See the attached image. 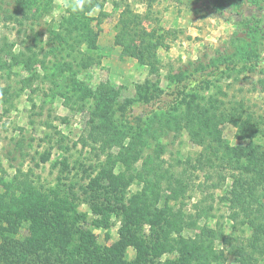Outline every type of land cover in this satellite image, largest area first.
Returning a JSON list of instances; mask_svg holds the SVG:
<instances>
[{"label": "rangeland", "instance_id": "obj_1", "mask_svg": "<svg viewBox=\"0 0 264 264\" xmlns=\"http://www.w3.org/2000/svg\"><path fill=\"white\" fill-rule=\"evenodd\" d=\"M15 1L0 0V181L11 183L16 178L41 193L57 189L73 194L71 202L85 214V227L100 244L118 241L120 221L114 218L110 229L93 225L99 217L89 210L92 197L98 195L92 180L105 163V169H110L114 162V174L132 178L128 191L136 193L144 185V169L148 166L143 159L153 152L155 143L151 141L140 158L127 167L117 165L116 160L108 161L107 154L116 156L119 152L114 135L119 133L117 127L114 134L98 136L94 142L87 140L90 125L98 126L92 115L95 99H101L93 94L96 90H113L119 104L109 109L115 121L120 119L125 127L143 125L154 112L173 110L191 97L201 104L222 99L227 107L243 101L246 111L264 119V93L257 85L262 77L259 69L237 73L231 79L220 74L229 73L223 57L236 49L238 39L255 41L264 64V0H84L83 8L77 11L89 7L85 13L88 27L80 13L72 11L75 0H39L41 16L18 25L4 19L14 12ZM62 39L71 49L70 56L59 52ZM129 39L136 49H152V65L141 64L124 53ZM61 62L67 65L58 74ZM216 62L219 73L210 72L207 68L215 69L212 64ZM199 63L208 65L205 71H193L191 64ZM180 70L186 72L181 76ZM147 83H156L159 91L151 99L139 100L136 87ZM112 119L110 114L103 118L111 128ZM212 124L222 130L229 146L246 145L245 140L236 138L237 129L231 123ZM121 126L118 128L124 129ZM128 141L123 139L124 145ZM158 142L163 146L159 166L164 174L190 176L192 183L179 202L183 203V222L192 226L171 237L188 240L200 236L202 229H222L233 240L229 246L214 243L223 256L211 264H238L229 251L234 246H246L251 229L237 224L232 229L231 205L222 200L230 179L219 189L211 186L228 172L219 169L206 177L200 170L186 169L189 162L197 167L199 155L209 153L193 143L185 129L168 130ZM259 142L264 144V138ZM165 189L163 183L160 206L169 196ZM177 203H173L175 209ZM22 234L25 236L26 230ZM258 244L263 253L255 251L251 256L257 264H264V241ZM129 255H133L131 250ZM178 257L176 251L159 250L150 264H164Z\"/></svg>", "mask_w": 264, "mask_h": 264}, {"label": "trees", "instance_id": "obj_2", "mask_svg": "<svg viewBox=\"0 0 264 264\" xmlns=\"http://www.w3.org/2000/svg\"><path fill=\"white\" fill-rule=\"evenodd\" d=\"M37 1L39 0H16L14 12L5 15L4 19L14 21L18 25L31 18L36 20L42 14L38 10ZM33 6L36 8L35 13L31 11ZM88 10L89 7L75 11L86 21V27L88 24L85 13ZM238 42L236 49L223 57L229 73L222 71L220 74L231 79V76L237 73L249 74L259 69L262 77L257 80V85L260 92L264 93V64L259 59L255 41L247 43L244 39H238ZM65 44L66 40L62 39L59 52L70 56L71 49ZM134 46L132 39H129L124 45V53L136 58L141 64L152 65V49H136ZM64 65L67 64H58V74H62ZM212 65L215 69L200 63L197 66L191 64L195 72H203L207 68L211 69L210 72L219 73V63ZM152 72L151 75L154 74ZM185 72L180 70L181 76ZM189 73H192V70H189ZM222 78L219 77V80ZM96 91L91 93L97 94L101 99H95L92 115L98 126L90 125L87 140L94 142L98 136L114 134V128L117 127L119 133L114 135L117 136L119 152L116 156L107 154L108 161L116 160L117 165L123 164L127 167L129 162L133 163L140 158L143 150L149 148L151 141L155 143L153 152L143 159L148 162V166L144 169V185L136 193L131 195L128 191L133 182L132 178H126L122 173L114 174V162L110 164V169H105L108 166L105 163L97 178L92 180V184L97 186L95 193L99 195L92 197L90 203L89 210L99 217L93 220V225L110 229L113 226L112 220H119L118 241L112 245L96 241L95 236L85 227V214L78 212L71 202L74 200L73 194L57 189L41 193L29 183L14 178L11 183L0 181V264H150L153 254L159 250L176 251L179 254L178 258L168 260L164 264H211L220 260L223 252L216 251L214 243L222 242L229 246L233 240V237L224 235L222 229H202L200 236L188 240L171 237V234L178 235L186 227L192 226L183 222V203H179L190 190L191 177L188 176L187 179L166 172L164 174L159 166L163 146L158 142V138L171 129H185L190 140L209 153L199 155L197 167H193L189 162L186 169L200 170L206 177L219 169L228 172L219 176L217 183H212L211 186L213 189H219L230 179V187L225 191L222 200L231 205L229 218L234 224L232 229H236V224L247 225L252 232L246 246H234L229 254L236 258L238 264H257L251 254L255 251L263 253L258 244L264 241V144L259 142L264 138V125L261 127L264 123L263 117L246 111L243 101L231 103L227 107L222 99L201 104L197 98L191 97L181 101L182 103L173 110L154 112L143 121V125L125 127L124 124L121 126L120 119L115 121L109 109L119 104L117 97L113 98V90L106 88ZM158 91L156 83L136 87L139 100L151 99ZM225 94L221 92L223 97ZM119 109L122 110V107ZM106 114H110L114 120L112 128L103 120ZM120 118H123L122 112ZM224 121L235 126L236 138L245 140L246 145L231 147L227 144L222 130L212 124ZM120 126L124 129H119ZM126 138L129 141L124 145L123 139ZM106 144L107 141L102 149H105ZM205 168L206 173L203 171ZM186 169H183V172H186ZM163 183L166 184L165 191L169 196L163 198L160 206V189ZM176 202L177 209L173 205ZM145 226L148 231H145ZM23 230H26L27 234H22L21 237ZM130 250L133 252L132 256L129 255Z\"/></svg>", "mask_w": 264, "mask_h": 264}, {"label": "clouds", "instance_id": "obj_3", "mask_svg": "<svg viewBox=\"0 0 264 264\" xmlns=\"http://www.w3.org/2000/svg\"><path fill=\"white\" fill-rule=\"evenodd\" d=\"M83 3H84V0H75V3L73 5H71L72 7V11H77V10H80L83 8ZM65 7H69V5H65Z\"/></svg>", "mask_w": 264, "mask_h": 264}]
</instances>
